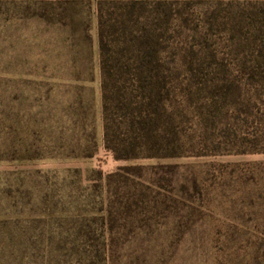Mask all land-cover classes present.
Segmentation results:
<instances>
[{"label": "rangeland", "instance_id": "obj_1", "mask_svg": "<svg viewBox=\"0 0 264 264\" xmlns=\"http://www.w3.org/2000/svg\"><path fill=\"white\" fill-rule=\"evenodd\" d=\"M164 1L184 151L114 160L102 145L95 0H0V149L11 151L0 264H246L263 251L264 87H234L250 47L226 41L227 0Z\"/></svg>", "mask_w": 264, "mask_h": 264}, {"label": "trees", "instance_id": "obj_2", "mask_svg": "<svg viewBox=\"0 0 264 264\" xmlns=\"http://www.w3.org/2000/svg\"><path fill=\"white\" fill-rule=\"evenodd\" d=\"M166 3L95 0L102 145L114 160L172 158L184 151L182 82L179 70L168 65L162 39L167 31L162 24L173 17ZM225 3L230 9L222 20L232 27L223 30L235 32L226 41L250 47L249 56L240 59L245 81L239 79L234 87L239 91V86L250 85L259 96L257 88L264 87V0ZM152 18L158 21L155 27ZM10 153L1 148L0 160ZM260 255L264 257V249ZM260 255L255 252L246 264H259Z\"/></svg>", "mask_w": 264, "mask_h": 264}]
</instances>
